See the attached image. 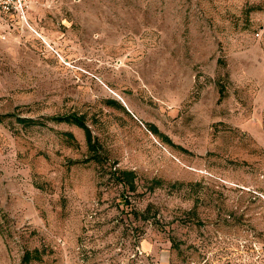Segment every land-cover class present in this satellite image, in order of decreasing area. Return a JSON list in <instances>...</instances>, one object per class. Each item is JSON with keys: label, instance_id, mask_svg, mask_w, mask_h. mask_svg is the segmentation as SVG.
Instances as JSON below:
<instances>
[{"label": "rangeland", "instance_id": "obj_1", "mask_svg": "<svg viewBox=\"0 0 264 264\" xmlns=\"http://www.w3.org/2000/svg\"><path fill=\"white\" fill-rule=\"evenodd\" d=\"M31 2L0 11V264H259L264 0Z\"/></svg>", "mask_w": 264, "mask_h": 264}, {"label": "trees", "instance_id": "obj_2", "mask_svg": "<svg viewBox=\"0 0 264 264\" xmlns=\"http://www.w3.org/2000/svg\"><path fill=\"white\" fill-rule=\"evenodd\" d=\"M113 102V99L110 100ZM13 115L12 113H0V120H3L5 117ZM20 121H22L24 124H33V123H44L45 120L42 119H34L32 117H24V116H17ZM47 119H52L54 121L58 122H69L76 124L80 127H82L85 130V136L87 140V144L89 149L93 152L90 159H95L96 161H102L105 159V157L102 154L100 143L97 141L96 137L94 136L92 129L87 124L85 118L83 115L78 113H64V114H54L51 116H48ZM150 129L160 135L163 140L173 144L174 142L171 140V138L159 130V128L154 124H149ZM67 135L70 139H74V134L72 132H67ZM114 172L116 173V177L119 182L123 184V186L131 190H135L137 187V184L135 182L136 178V172L134 169H126V168H115ZM29 252L27 253L28 256H24V259H29L31 256H29Z\"/></svg>", "mask_w": 264, "mask_h": 264}, {"label": "built area", "instance_id": "obj_3", "mask_svg": "<svg viewBox=\"0 0 264 264\" xmlns=\"http://www.w3.org/2000/svg\"><path fill=\"white\" fill-rule=\"evenodd\" d=\"M31 0H0V11L3 13L14 14L21 23L29 22V11ZM257 248L256 258L259 264H264V249ZM256 259V260H257Z\"/></svg>", "mask_w": 264, "mask_h": 264}]
</instances>
